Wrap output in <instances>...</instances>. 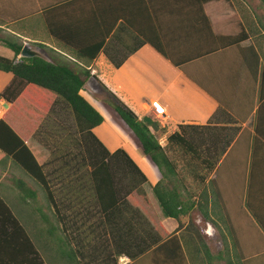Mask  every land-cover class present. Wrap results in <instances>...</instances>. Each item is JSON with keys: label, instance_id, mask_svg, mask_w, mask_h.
<instances>
[{"label": "trees", "instance_id": "16d2710c", "mask_svg": "<svg viewBox=\"0 0 264 264\" xmlns=\"http://www.w3.org/2000/svg\"><path fill=\"white\" fill-rule=\"evenodd\" d=\"M189 1L198 6L211 0ZM222 1L241 25L231 0ZM170 4L169 0H96L92 13L73 23L44 7L16 20L40 16L46 34L87 66L101 53L119 68L140 47L150 45L218 100L220 108L223 102L206 85L202 66L217 64L208 59L224 48V42L207 31L204 41L190 48L188 59L169 54L157 11ZM172 5L179 7L180 0ZM180 16L174 21L177 27ZM6 18L2 20L12 22ZM192 23L213 24L211 18H194ZM242 37L249 43L244 28ZM19 40L0 37V44L13 53L12 58L0 55V71L12 74L0 92V99L11 105L0 118V166L18 169L38 190L28 188L23 179L12 180L18 190L14 192L19 216L0 193V264H119L121 257L129 260L126 264H189L180 238L160 222L145 189V173L125 149L110 151L93 132L104 118L80 93L89 68L53 56L17 59L24 45ZM30 44L46 48L40 42ZM257 64L255 110L253 96L242 104L245 108L233 109L225 125H179L164 146L129 106L115 96L111 101L144 155L160 171L161 179L151 190L163 215L181 226L182 217L195 211L214 227L222 244L216 253L193 222L188 225L203 264L264 261V65L258 60ZM44 114L47 128L42 124L34 133ZM58 137L62 139L57 141Z\"/></svg>", "mask_w": 264, "mask_h": 264}, {"label": "crops", "instance_id": "0c3cea01", "mask_svg": "<svg viewBox=\"0 0 264 264\" xmlns=\"http://www.w3.org/2000/svg\"><path fill=\"white\" fill-rule=\"evenodd\" d=\"M169 1L171 6L162 7L157 11V19L161 21L159 22L160 33H163L166 41L164 45L169 54L183 60L188 59L191 54L190 48L194 45L197 46L196 43L201 44L207 31L223 40L224 48L208 59L217 64L202 66L206 72L205 83L219 95L221 103L223 102L222 107L219 108L218 100L191 81L150 45L140 47L119 68H113L105 56L100 53L89 66L85 64L90 70V76L80 91L81 95L104 118L103 123L93 129L95 135L110 151H115L118 148L125 149L147 176L148 183L146 185H149L150 188L161 179L160 171L144 155L132 132L134 137H130L131 139L123 135V127L120 123L122 120L111 106L114 96L129 106L148 125L151 132L158 138L159 143L164 146L168 141V136L174 133L179 125H225L229 119H232L233 109L236 107L245 108V106L241 107L242 104L249 103L253 96L255 110L258 106L260 72L257 60L261 65H264V0H231L234 15L236 14L240 19L242 29L232 11L222 0H211L198 6L189 0H180L179 7L172 5L176 0ZM95 4L96 0H0V37L10 36L22 41L30 40L24 32L39 27L48 37L47 39L50 38L49 40L55 43V40L46 34L40 16H29L22 20H16L19 19L18 15L33 14L44 7L66 16L73 23L83 18L85 14H91L92 6ZM35 8L39 9L35 10ZM196 8H204L205 11L200 12ZM178 14L181 15L182 23L177 27L174 21ZM3 16H6V19H11L12 22L3 21ZM165 18H169L170 22H165ZM194 18L195 20L211 18L213 24L195 26L192 23ZM243 28L250 45L247 41L241 40L243 39ZM231 36L235 37L233 41L229 40ZM32 42L46 45L45 49H39L44 52H46L45 50L49 51L42 56L47 60H51V56H53L57 60L67 61L69 58L74 61L65 50L56 44L57 42L55 44L63 52L42 40L35 39ZM251 44L253 49H251ZM1 49L9 50L0 44V51ZM10 54L5 55L0 52V55L12 58L13 53ZM19 58L20 55L17 59ZM201 62L206 61L202 60ZM0 75L6 77L0 87L1 92L11 80L12 74L0 71ZM5 103L0 99V107H3ZM7 104L9 107L11 106L9 103ZM2 117L3 115L0 114V118ZM27 120L30 121L28 116ZM122 124L126 126L123 121ZM104 125L107 126L106 129L103 127ZM244 127L245 123L241 125V130ZM126 128L128 127L126 126ZM16 129L22 131L19 125H16ZM128 130L131 131L129 128ZM185 170L187 169L185 168ZM185 172L187 173V171ZM13 179H23L30 189L38 190V188L18 169L12 170L9 169V166L3 169L0 166V193L18 215L20 204L15 198L14 190L17 189L12 182ZM174 182L177 184V181L174 180ZM208 192L211 198V190L208 189ZM197 217L202 221L201 216L192 211L191 215L182 217L183 224L180 226L177 220L166 217L167 220L164 222L159 215L160 222L168 233L175 234L180 238L189 264H203L199 246L193 235L189 234L187 227L190 221L196 227L199 226L196 225ZM206 224L211 226L209 223ZM201 234L203 235V232ZM205 242L207 243L206 238ZM207 245L210 248L208 243ZM221 249L222 244L219 241V248L216 252ZM121 259L125 262L121 263ZM128 261L127 258L121 257L119 264H126ZM256 264H264V261H258Z\"/></svg>", "mask_w": 264, "mask_h": 264}, {"label": "rangeland", "instance_id": "374dc122", "mask_svg": "<svg viewBox=\"0 0 264 264\" xmlns=\"http://www.w3.org/2000/svg\"><path fill=\"white\" fill-rule=\"evenodd\" d=\"M25 34H27V36H28V38L30 39V40H23L24 41V43L23 44H28L29 46H31L32 48H34V49H37L39 52H40V54L43 56V54H45L46 52H49V51H47V50H45L46 52H44V51H42L41 49H39L38 47H36V46H32L30 43L33 41V40H38V41H43L44 43H47V44H49V45H51V46H53V47H55V48H57L58 50H61L58 46H60L63 50H65L67 53H68V55L70 56V57H72L73 59H74V61L73 60H71V59H67V61L70 63V64H72V65H76V66H78V65H85L86 63L85 62H83L82 60H80V59H77L70 51H68L66 48H64L61 44H58V43H56V41H55V43L58 45H56L55 43H53V42H51L49 39H47L48 37L46 36V35H44V33H43V31H42V29H40L39 27L38 28H36V27H34L33 29H31L30 31H25L24 32ZM6 38H10L11 40H18L17 38H14V37H10V36H7ZM18 41H20V40H18ZM62 51V50H61ZM1 54H5V55H11L10 53V51L9 50H7V49H1ZM63 52V51H62ZM82 65V66H83ZM86 66V65H85ZM5 79H6V77H4V76H2V75H0V87H1V85L4 83V81H5ZM121 101V100H120ZM123 102V101H122ZM124 103V102H123ZM125 104V103H124ZM126 105V104H125ZM0 108H3V109H5L4 110V113L2 114L3 116L4 115H6V113H7V111H6V109H8L9 108V106H8V104L7 103H5L4 104V106L3 107H0ZM117 115V114H116ZM118 116V115H117ZM44 120H45V114H44V118H43V120L42 119H40L38 122H37V124L34 126L35 127V129H34V133H36L38 130H39V126L40 125H42V124H44L43 125V129H46L47 127H46V125H45V123H44ZM119 121H121V120H119ZM47 122V121H46ZM121 123V125H122V133H123V135H125L126 137H128L129 139H131L130 137H134L133 135H132V133H131V131H129L128 130V128H126V126L124 125V124H122V121L120 122ZM105 129H106V125H104L103 126ZM57 138V137H56ZM62 139V138H61ZM59 137H58V140L57 141H59V140H61ZM46 153H48V157H47V159H49L50 157H49V154H50V149H47L46 150ZM145 189H146V191H147V193L149 194V196H150V198H151V200H152V202H153V205H154V207L156 208V210L158 211V213H159V215H160V218H161V220L162 221H166L167 220V218L163 215V213H162V211H161V209H160V207H159V205H158V203H157V201H156V198H155V196L153 195V193H152V190H151V188H150V186L149 185H146L145 186ZM39 203H43V197L41 196V193L39 192ZM43 207H45V206H43ZM197 220H198V222L196 223V225H199V226H197V228L198 229H200L201 230V232H203V238L205 239L206 238V241H207V243L210 245V250L211 251H214V252H216L217 251V249L219 248V239H218V237H217V234H216V231H215V229H214V227L211 225L210 227H209V225H207L206 223H204L203 222V220L201 221L200 220V218H198L197 217ZM188 225H189V223H188ZM188 225H187V227H188ZM168 226V225H167ZM193 226L194 227H196L195 226V224H193ZM29 230H30V232L31 233H33L34 234V232L29 228ZM207 236H208V238H207ZM120 262L121 263H124L125 261L123 260V259H121L120 260ZM48 264H51V263H49L48 262ZM54 264V263H53Z\"/></svg>", "mask_w": 264, "mask_h": 264}, {"label": "water", "instance_id": "95a60500", "mask_svg": "<svg viewBox=\"0 0 264 264\" xmlns=\"http://www.w3.org/2000/svg\"><path fill=\"white\" fill-rule=\"evenodd\" d=\"M20 56L21 57H34V56L41 57L42 55L37 49L32 48L28 44H24L21 49Z\"/></svg>", "mask_w": 264, "mask_h": 264}, {"label": "built area", "instance_id": "2783aa9c", "mask_svg": "<svg viewBox=\"0 0 264 264\" xmlns=\"http://www.w3.org/2000/svg\"><path fill=\"white\" fill-rule=\"evenodd\" d=\"M4 113L3 108H0V114L2 115Z\"/></svg>", "mask_w": 264, "mask_h": 264}]
</instances>
